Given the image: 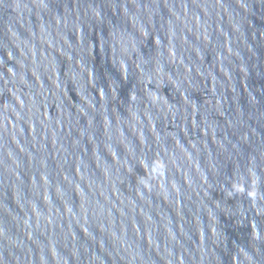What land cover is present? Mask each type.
Returning a JSON list of instances; mask_svg holds the SVG:
<instances>
[{"label":"water","instance_id":"1","mask_svg":"<svg viewBox=\"0 0 264 264\" xmlns=\"http://www.w3.org/2000/svg\"><path fill=\"white\" fill-rule=\"evenodd\" d=\"M0 264H264V0H0Z\"/></svg>","mask_w":264,"mask_h":264}]
</instances>
